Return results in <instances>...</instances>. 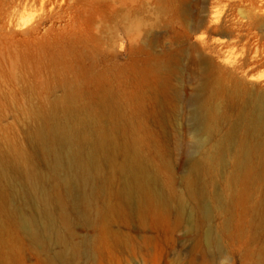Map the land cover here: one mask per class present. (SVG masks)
Wrapping results in <instances>:
<instances>
[{
    "label": "rangeland",
    "instance_id": "374dc122",
    "mask_svg": "<svg viewBox=\"0 0 264 264\" xmlns=\"http://www.w3.org/2000/svg\"><path fill=\"white\" fill-rule=\"evenodd\" d=\"M260 1L0 0L1 153L17 146L35 168L46 170L26 139L36 125L28 113L71 86L82 101L112 104L118 136L131 142L137 133L143 162L159 168L165 190L186 194L182 178L189 162L196 158L203 164L193 174L199 196L194 206L207 220H200L195 234L188 232L186 218L177 222L174 209L138 217L124 208L109 217L103 231L95 210L90 211L95 224L89 226L67 205L75 240L90 238L96 245L67 264H250L252 251L264 244V228L239 224L249 219L240 220L237 204L229 199L225 168L232 157L226 147L224 162H206L204 156L242 106L231 94L235 81H242L244 92H264ZM205 102L213 109V128L200 148L191 129ZM103 119L110 124L107 113ZM8 194L4 207H19ZM228 217L232 224L226 230ZM207 230L218 248L203 256L193 247ZM105 233H115L118 243ZM59 249L51 244L38 251L12 218L0 214L3 264H43L45 254Z\"/></svg>",
    "mask_w": 264,
    "mask_h": 264
},
{
    "label": "bare ground",
    "instance_id": "6f19581e",
    "mask_svg": "<svg viewBox=\"0 0 264 264\" xmlns=\"http://www.w3.org/2000/svg\"><path fill=\"white\" fill-rule=\"evenodd\" d=\"M259 4L264 7V1ZM241 82L235 81V93H231L242 103L237 117L204 159L224 162L225 147L230 152L232 162L225 168L231 190L229 199L237 204L240 220L249 219L239 224L248 223L259 229L264 228V92H244ZM215 84L221 87V79H216ZM63 91L49 105L28 113L36 125L27 130L26 139L46 170L40 172L35 168L17 146L10 145L5 154L0 152V214L12 218L38 251L45 252L51 244L60 247L58 251L44 253L43 264H67L96 249L93 239L75 240V232L65 214L67 205L89 226L95 224L90 219V211L95 210L103 231L107 229L109 217L121 214L124 208L138 217L152 213L165 215L174 209L177 222L186 218L188 232L195 234L200 220H207V214L201 218L199 207L194 206L199 196L193 174L203 164L196 158L189 162L182 178L186 194L165 190L159 180V168L143 162L137 148V133L131 142L118 136L111 103L103 99L95 104L82 101V96L71 86ZM200 109L202 114L196 116L191 135L201 148L203 135H212L213 109L206 102L200 104ZM106 113L110 124L103 119ZM119 155L122 160L118 163L116 156ZM103 166L107 167L106 174ZM115 176L120 177L118 183ZM7 194L20 206L12 204L6 209L3 204ZM231 224L228 217L223 228L229 230ZM105 234L118 243L115 233ZM217 243L207 230L193 249L206 256L218 248ZM129 246L126 241L125 247ZM136 251L143 253L141 248ZM3 261L0 256V264ZM250 264H264V244L252 251Z\"/></svg>",
    "mask_w": 264,
    "mask_h": 264
}]
</instances>
